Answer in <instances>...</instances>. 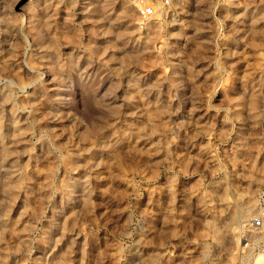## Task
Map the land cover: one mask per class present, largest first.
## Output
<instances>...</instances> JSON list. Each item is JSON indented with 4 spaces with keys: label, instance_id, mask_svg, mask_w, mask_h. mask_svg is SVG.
Instances as JSON below:
<instances>
[{
    "label": "rangeland",
    "instance_id": "1",
    "mask_svg": "<svg viewBox=\"0 0 264 264\" xmlns=\"http://www.w3.org/2000/svg\"><path fill=\"white\" fill-rule=\"evenodd\" d=\"M146 1L0 0V264H264V0Z\"/></svg>",
    "mask_w": 264,
    "mask_h": 264
},
{
    "label": "built area",
    "instance_id": "2",
    "mask_svg": "<svg viewBox=\"0 0 264 264\" xmlns=\"http://www.w3.org/2000/svg\"><path fill=\"white\" fill-rule=\"evenodd\" d=\"M172 0H159L163 6H167ZM138 14L142 20H148L154 14V8L146 0H138ZM260 209L245 224L243 230L248 235H257L264 232V192L259 194Z\"/></svg>",
    "mask_w": 264,
    "mask_h": 264
},
{
    "label": "bare ground",
    "instance_id": "3",
    "mask_svg": "<svg viewBox=\"0 0 264 264\" xmlns=\"http://www.w3.org/2000/svg\"><path fill=\"white\" fill-rule=\"evenodd\" d=\"M249 211L250 210H249V207L248 206L247 207L246 206L245 207H241V208H239L238 212L232 217V219L230 221L231 223L228 224V225L229 226L230 225L231 226L235 225V226H233L231 228V230L233 232H232L231 238H229L230 239V241L228 242L229 244H231L233 242V239H234V235L233 234L235 233V231H237V230L243 231L244 223H246V221H247L246 218H247V216H249ZM213 217H214V215L212 216V218ZM214 221L212 220V222H211L212 226L215 225L214 224L215 223ZM213 235H214V240L215 241H217L218 243L220 241L222 242V236H220L221 234L219 235L218 233H216V231H213ZM218 264H224L223 260L218 259Z\"/></svg>",
    "mask_w": 264,
    "mask_h": 264
}]
</instances>
